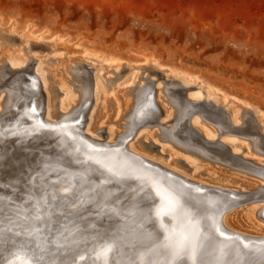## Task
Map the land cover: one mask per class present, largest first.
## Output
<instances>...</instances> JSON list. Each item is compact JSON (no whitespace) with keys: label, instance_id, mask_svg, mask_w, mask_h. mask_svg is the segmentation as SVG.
<instances>
[{"label":"bare ground","instance_id":"6f19581e","mask_svg":"<svg viewBox=\"0 0 264 264\" xmlns=\"http://www.w3.org/2000/svg\"><path fill=\"white\" fill-rule=\"evenodd\" d=\"M0 38L4 43H19V48L15 51L5 53L0 51V166L3 167L0 170V196L13 201L5 208L6 214H14L15 208L19 206L22 214L32 217L38 206L40 214L45 219L32 223L45 225L44 235L49 239L58 232L63 233L60 239L65 243V250L57 253L56 257L50 256L47 259H57V264H61L75 254L77 264H93L89 259L90 250L94 247L96 238L103 236L116 241V250L110 255L114 256L117 264H141V257L144 264H168L183 237L190 235L195 228L211 234L217 245L221 242L231 244L215 232V229L219 228L226 237H239L250 245L249 249H242V259L236 257L234 246L232 249H225L229 252L225 264H260L264 255V203H256L264 202V158L253 155V151L264 154V118L255 115L258 112L253 105L234 96L230 98L224 91L198 75L161 65L154 57H146L144 64H131L127 67L125 63L117 62L114 58L101 55L92 49H85L83 55L79 57H67L65 52H60L59 45L46 41L42 33L33 36L17 31L15 27L3 28L1 24ZM33 43L44 47L51 56H41L35 52L32 55L26 54L25 52L33 50ZM32 58H35V62H32ZM47 63L52 65L48 66ZM43 69L48 71L42 72ZM67 69L83 81V85L78 86L80 98L67 86L65 76ZM116 70H120L122 75L127 73V76L120 84L108 89L103 75ZM156 70L164 73L162 79L165 77L177 79L178 82L175 81L177 84L169 81L163 85L158 78L152 85L151 77L155 76ZM47 75L61 86L59 111H56L51 102L52 85H49ZM110 80L114 79L108 78V81ZM177 85L194 86L187 91V97L193 102L211 101L219 106L222 104L225 110L223 115L227 116L232 125L242 127L234 129L229 127L223 132V127L219 123L204 118L199 112L194 113L189 119V124L197 128L206 139L218 141L216 146L219 148H208L204 144L193 145L191 142L198 135L183 123L188 115L187 108L182 107L179 115L175 116V109L174 113L171 107L160 101L163 90L169 96V88ZM153 86L157 88V102L164 107V119L160 120L174 118L173 124L165 128L169 141L184 150L196 149L200 156L206 159L219 161L228 166L229 162H233L235 164L230 167L249 172L256 179L235 176L227 172L219 175L216 173L217 170L208 169L205 175L208 174L214 183H207L198 178L192 179L199 173L200 164L189 163L192 165L194 176L186 175L169 163L174 154L169 150L171 158L168 162L161 163L171 170V174L161 168L158 159H151L134 145L140 136L143 135L145 138L144 132L139 133V130L133 137L134 139L137 136L135 141L129 142L125 148L123 140L132 135L139 122L155 115ZM40 87L47 92L46 104L43 117L37 118L34 112L43 107L37 106L33 96L39 94ZM132 92L134 96L131 98L129 94ZM100 97L101 103L96 118L101 117L105 121L109 110L115 113L116 117L106 127L108 132L105 142H99L96 133V131L101 133L104 127L93 128L94 122L99 120L93 118V113ZM169 98L172 107L175 105L180 107L178 96ZM32 100L34 103L30 110L28 106ZM230 102L235 106L229 105ZM188 106H191L190 103ZM20 109L28 115L21 119L25 122L18 118ZM85 111L87 122L84 131L88 135L78 132L77 126L71 125L77 118L83 117ZM121 118L126 121L121 124L125 131L113 126ZM250 119L260 132L246 131L245 126L250 123ZM144 126L150 125H143L141 129ZM11 136L15 138L10 139ZM147 136L148 134L145 140ZM30 137L34 140L26 141L25 145L14 144L15 139L24 141ZM239 137L243 140L238 139ZM45 139L47 142H42ZM247 139L252 145L246 141ZM221 141L230 149L225 150L220 144ZM49 144H52L53 148H44ZM25 148L30 149L32 153H24ZM209 151L216 156H210ZM233 153L238 156L234 158ZM88 157L100 161L117 174L112 183H102L108 174L100 175L99 172L91 171L97 167L91 161L87 164L81 163ZM145 161L155 163L146 164ZM4 166L8 169H4ZM13 179H16L17 183H14ZM189 179L193 183L189 182ZM221 181L224 182L220 183ZM6 184L14 185L16 189H11L12 187L9 188ZM130 188L136 189V192L129 191ZM195 189H200V192H195ZM203 189L207 191L202 192ZM102 190H111L114 195L106 200L102 199L99 195ZM147 192H152L153 196L156 192H160L162 196H175L180 203L169 215L157 216V211L162 207V200L159 197L155 200L144 199ZM53 194L57 197L55 201L52 198ZM181 194L195 198L188 204L189 207L195 204L191 220L185 216L181 207L186 201V197ZM60 197H64L63 204H60ZM45 199L47 203L44 202ZM246 204L256 205L246 207L242 213L237 207ZM16 230L22 231L23 228ZM22 239L23 237L17 238L18 241ZM6 247L10 245L0 242V248ZM79 255H84L85 259L79 260ZM217 255L218 248L209 247L204 256L205 264L213 261ZM0 264H3V261H0ZM176 264H191V261Z\"/></svg>","mask_w":264,"mask_h":264},{"label":"rangeland","instance_id":"374dc122","mask_svg":"<svg viewBox=\"0 0 264 264\" xmlns=\"http://www.w3.org/2000/svg\"><path fill=\"white\" fill-rule=\"evenodd\" d=\"M0 21L3 28L15 27L17 31L33 36L42 33L46 41L59 45L60 52H65L67 57H79L83 55L85 49H92L101 55L114 58L117 62L125 63V67L131 64H144L146 57H154L161 65L198 75L224 91L230 98L234 96L246 101L258 112L255 115L264 118V0H0ZM18 48V42L4 43L0 38L1 52H12ZM32 49L25 53L32 55L35 52L41 56H51L48 50L35 43L32 44ZM34 60L35 58H32V62ZM157 71L155 76L151 77L153 80L157 81L160 78L163 85L169 81L178 82L177 79L166 77L162 79L164 73ZM116 72H106L103 75L108 89L120 84L127 76V73L122 75L120 70ZM47 76L49 85H52L51 102L56 111H59L61 86H58L50 75ZM65 76L67 86L80 98L78 86L83 85V81L72 75L68 69ZM108 78L114 80L108 81ZM192 87L194 86L187 88ZM161 95L163 96L160 101L176 111L171 101L167 100L168 96L164 90ZM129 96L132 98L134 93ZM100 99L101 97L93 118L98 117L96 113L99 111ZM229 105L235 106L231 102ZM162 108L164 109L163 106ZM109 111L105 121L99 117L96 118L99 119L98 122L93 124L94 129L104 127V134L108 132L106 127L116 118L115 113ZM215 113L222 116L220 111ZM18 114L20 121L23 117H28L27 113H23V109L18 110ZM199 116L204 121L200 114ZM124 123L126 121L121 118L113 126L125 131L126 129L121 126ZM245 129L253 133L260 132L252 119ZM141 131L144 132L145 138L148 134V141L142 135L140 139L138 138L137 144L134 140L137 136L130 143L135 141L134 145L139 150L151 159H158L157 162L161 165H164L161 161L165 163L171 158L169 150L174 152L169 163L186 175L194 176L192 165L189 163L200 164L199 175L195 174L196 178L192 179L198 178L207 183H214L208 174L205 175L206 169L217 170L216 173L219 175L227 172L235 176L256 179L249 172L187 152L173 142L162 139L157 125L144 126L138 132ZM96 133L99 138L104 137L103 133L97 131ZM12 138L15 136L10 137ZM238 139L243 140L242 137ZM26 141L15 139L14 144L25 145ZM246 141L252 145L250 140ZM151 143L158 147L152 148L149 145ZM23 152L32 153L28 148L23 149ZM253 155L264 158V154L258 152L253 151ZM2 169L0 166V170ZM4 169L8 167L4 166ZM13 181L17 183L16 179ZM6 186L9 187L8 184ZM262 203L264 202L256 204ZM256 204L242 205L243 209L242 206L237 208L243 213L246 207Z\"/></svg>","mask_w":264,"mask_h":264},{"label":"snow or ice","instance_id":"6c2138e0","mask_svg":"<svg viewBox=\"0 0 264 264\" xmlns=\"http://www.w3.org/2000/svg\"><path fill=\"white\" fill-rule=\"evenodd\" d=\"M93 151L98 152L101 150L93 149ZM89 161L97 166L91 169V171L99 172L100 175L108 174L102 183L113 182V178L117 174L113 173L111 169L106 168L100 161L92 160L91 157L81 161V163L87 164ZM9 187H14V185H9ZM96 187L100 186L96 185ZM129 191L135 193L136 189L130 188ZM194 191L199 193L200 189H195ZM99 195L102 199L106 200L114 195V193L111 190H102ZM181 195L186 197L185 204L181 207L184 210L185 216L191 220L194 215L192 208L195 207V204L193 203L191 207L188 204L190 201H194L195 198L188 196V194ZM156 197L162 200V207L157 211V216L169 215L170 212L174 211L175 206L180 203L179 199L175 196H162L160 192H156L155 196H153L152 192H147L144 195V199L155 200ZM52 198L54 201L57 199L55 194L52 195ZM59 200L60 204L65 202L64 197H60ZM44 202L47 203V199ZM11 204L12 201L9 198L0 196V242L10 245V247L0 248V261H3V264H57V259L49 260L47 257H56L57 253L65 250V243H62L60 239L63 233L58 232L49 239L48 236L44 235L45 225L32 223V221H43L45 219L40 214L38 206H36L35 214L32 217H28L22 214L19 206L15 208L14 214H6L5 208ZM24 225L28 226L25 227ZM18 228H23V230H16ZM49 231L51 230L49 229ZM215 232L224 240L230 241L231 244L221 242V244L217 245L211 234L201 232L199 228H195L190 235L183 237L178 250L174 252L172 260L168 264L186 261H191V264H205L204 256L207 254L209 247L218 248L219 255L213 261L208 262V264H225V258L229 255V252L225 251V249H232L233 246L236 257L242 259V249H249L250 245L244 243L239 237H226L225 233L220 231L219 228H216ZM18 237H23V239L18 241ZM66 240L67 238H65ZM236 241H239V243H236ZM115 250L116 241L114 239L98 236L94 247L90 250L89 259L93 261V264H110V262L111 264H117L114 256L110 255ZM78 258L79 260H84L85 256L79 255ZM61 264H77V256L74 254L69 260L61 262ZM141 264H144L143 257H141ZM260 264H264V255L261 257Z\"/></svg>","mask_w":264,"mask_h":264},{"label":"water","instance_id":"95a60500","mask_svg":"<svg viewBox=\"0 0 264 264\" xmlns=\"http://www.w3.org/2000/svg\"><path fill=\"white\" fill-rule=\"evenodd\" d=\"M5 67V66H4ZM6 69V67H5ZM10 71V70H9ZM8 71V72H9ZM3 80H1L2 82ZM155 83V80L152 81V85ZM177 84V83H176ZM1 85V83H0ZM1 88V87H0ZM153 103L155 105L156 108H154V111H155V115L154 117L152 118H148L146 120H143L141 122H139V124L134 128V131L132 133V135L128 136L127 138H125L123 141H124V147L127 148L129 142L133 139L135 133L143 126V125H150V126H155L157 125L159 127V130H160V136L162 139H165V140H168V137H167V134L165 132V128H168L170 125L173 124L174 122V118L172 119H168V120H165V121H161L160 119L162 118L163 116V113H164V109L162 108V106L160 105L159 102H157V98H156V95H157V88L153 86ZM170 92H169V96H178L179 97V100L181 102V105L180 107H178L177 105H175L176 107V115L175 116H178L182 107H186L187 108V117L185 118L184 120V124L185 126H187L189 128V130H193L195 131V133L198 135V137L193 140L191 143L195 146H199V144H204V145H207L208 148H219V146H216L217 142L216 140H209V139H206L203 134L197 129L195 128L194 126H192L191 124H189V119L191 118V116L194 114V113H200L202 114V116L204 118H209L211 121L213 120L214 122H217L219 123V125H221L223 127V132L225 131V129L227 128H239V127H242L241 125H232L230 123V121L227 119V116L226 115H223V113L225 112V110L223 109L222 106H219L217 104H215L214 102H211V101H200V102H193L190 100V98L187 97V91H188V88L184 85H177L175 87L171 86L169 88ZM39 94L38 95H35L34 94V98L36 99V104L37 106H42L43 108L42 109H38V111L34 112V114L37 116V118H39L40 116L43 117L44 115V107H45V104H46V96H45V92L42 90V88L40 87L39 89ZM168 96V100L171 101V99L169 98ZM33 98V99H34ZM34 101L32 100L31 101V104L30 106H28V109H32V105H33ZM190 103L191 106H188ZM29 111V110H28ZM215 111H220V115H217L215 113ZM86 111L84 112L83 114V117L81 118H77V121H75L74 123H72L71 125H74V126H77V131L78 132H82V133H85V135H88V133H86L84 131V127H85V120H86ZM168 123H170V125H167ZM104 134V131L101 132V134ZM106 133L104 134V137L103 138H98V141L99 142H105L106 140ZM28 140H34V138H27V141ZM45 142H47V140H43ZM42 141V142H43ZM197 144V145H196ZM220 144L225 148V150H229L230 147L223 141L220 142ZM152 148H156L158 147L156 144H149ZM50 147L53 148L52 144H49L48 146H44V148H47L49 149ZM51 148V149H52ZM186 150L192 152V153H196L198 155H201L200 152L196 149H188L186 148ZM211 152V151H209ZM234 158H236L238 156V154H235L233 153L232 154ZM210 156L212 157H215L216 154H214L213 152H211ZM146 164H150V163H155L153 161H145ZM235 163L233 162H229V165H233ZM153 165V164H151ZM155 165V164H154ZM161 168L164 169L165 171L167 172H170L171 173V170L169 168H166L164 166H162L160 164ZM172 174V173H171ZM175 175V173L173 174ZM177 175V174H176ZM191 182V179H189ZM193 183V182H191ZM207 189H203L202 192H206Z\"/></svg>","mask_w":264,"mask_h":264}]
</instances>
